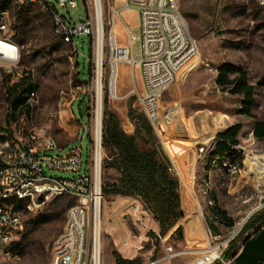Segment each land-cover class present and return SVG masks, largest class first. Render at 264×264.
I'll use <instances>...</instances> for the list:
<instances>
[{"label": "rangeland", "instance_id": "obj_1", "mask_svg": "<svg viewBox=\"0 0 264 264\" xmlns=\"http://www.w3.org/2000/svg\"><path fill=\"white\" fill-rule=\"evenodd\" d=\"M50 1L71 22L89 19L85 0H76L77 7L68 5L67 8L59 6L57 0ZM177 1L188 30L197 41L195 59L199 65L184 77L186 69L164 93L161 108L164 113L172 111L171 124L162 138L154 133L160 143L162 139L167 157L174 160L180 173L184 217L178 224L183 227V237L172 236L171 231L160 235L158 222L140 199L104 195L102 264H115V253L138 264L155 261H158L156 264H198L213 249L221 252V258L226 245L233 241L239 246L252 230L238 233L231 240L232 235L240 227L242 230L253 215H264V182L254 171L264 163V138H256L252 133L255 122L264 119V7L257 0ZM123 2L101 0L103 58L99 69L96 38L76 36L75 51L55 34L51 16L41 4L19 5L9 1L4 8L6 13L0 15L7 24L1 37L10 38L21 47L20 63L30 72L31 79L25 76L20 83H30L36 97L28 106H18L14 103L17 89H11L10 79L4 74L0 76V130L20 135L32 131L51 135L61 146L52 154L66 153L80 146L79 132L90 120L97 77L102 86L103 113L107 101V107L118 115L121 127L125 131L132 127L135 130L132 116L145 115L133 92L140 91L141 82L133 71L135 67L124 63L128 69L119 68L112 73L111 65L112 33H118L119 29V38L127 39L124 25L128 24L132 33L140 35L134 13L122 15L123 22L112 23L111 7ZM133 51L135 55L141 52L139 40ZM227 62L241 66L255 88L252 117L238 113L242 96L231 94L229 88L222 89L216 82L218 68ZM112 74L116 86L120 84L118 75L124 80L122 89L119 87L114 94L110 93ZM61 91L67 93L64 102H60ZM235 123H241L242 129L239 144L229 157L208 163L197 160V145L215 143L218 134ZM89 129L88 126V132ZM90 140L91 135L87 133L81 147L86 171ZM106 154L104 147V159ZM227 162H232L236 169L228 170ZM45 172L49 177L65 178L81 174L48 168ZM118 175L115 169L103 164L102 186L116 181ZM210 200L213 205L209 204ZM75 202L76 198L70 195L58 196L43 210L25 215V237L22 235L17 243V264H48L53 243L63 231L68 210ZM136 202H139L138 211L133 209ZM222 210L225 215L220 214ZM208 229L216 238L210 236ZM168 246L175 253L171 259L167 257ZM203 261L204 258L200 263Z\"/></svg>", "mask_w": 264, "mask_h": 264}, {"label": "built area", "instance_id": "obj_2", "mask_svg": "<svg viewBox=\"0 0 264 264\" xmlns=\"http://www.w3.org/2000/svg\"><path fill=\"white\" fill-rule=\"evenodd\" d=\"M1 1V0H0ZM19 5L39 3L52 19L55 34L64 43L72 45L77 51L75 37L86 35L89 40L99 41V21L102 19L101 0H85L89 19L81 22H71L50 0H13ZM123 4L112 6V23L122 21V13L135 9L139 15L140 35L136 36L128 24L124 25L127 34V44H120L118 33H112L111 65L118 68L120 63L141 70L143 90L133 91L137 96V104L143 111L154 132L161 138L166 135L171 124L172 111L164 113L161 101L164 93L172 86L180 72L190 65L197 52V41L188 30V25L180 11L177 0H123ZM59 6L77 7L76 0H57ZM264 7V0H257ZM5 10L0 15H4ZM7 30L4 18H0V39L9 47L2 50L0 55V76L3 74L10 79V86L19 84L28 75L20 63L21 47L10 38L1 35ZM140 41L141 52L134 54L133 47ZM98 84V77H97ZM112 93V78H111ZM101 85V84H100ZM6 91V89H5ZM116 93V92H115ZM67 93L61 91L60 102L66 100ZM36 97L33 90L27 103ZM103 92L101 96L92 97L90 120L80 129V146L72 147L68 152L52 154L61 146L58 140L48 134L32 131L27 134L0 130V264H17L19 254L17 243L25 229V215L37 213L58 196L70 195L76 198L67 213V221L63 231L55 239L48 264H102V226L104 192L102 172L104 164ZM89 126V132H88ZM91 135L90 158L88 171L83 166L82 141L85 135ZM161 139V145L162 144ZM210 145H197V160L208 163L209 155L215 148ZM164 148V147H163ZM164 153L166 149L164 148ZM166 155V153H165ZM169 172L178 179L180 176L176 163L170 157ZM228 170H235L232 162H227ZM45 168L57 171H73L81 173L74 178L49 177ZM195 178V175H194ZM179 180V179H178ZM133 206L139 210V202ZM210 205L213 201L210 200ZM241 227L232 235L231 240L240 233ZM208 233L213 238L211 230ZM227 249V245H226ZM224 249V250H226ZM223 250V252H224ZM222 252V253H223ZM212 253V255H210ZM217 249H213L201 264H211L220 258ZM172 246L167 247V257L174 256ZM200 258L198 264H200ZM223 264L229 261L219 259ZM158 261L152 262L156 264Z\"/></svg>", "mask_w": 264, "mask_h": 264}, {"label": "trees", "instance_id": "obj_3", "mask_svg": "<svg viewBox=\"0 0 264 264\" xmlns=\"http://www.w3.org/2000/svg\"><path fill=\"white\" fill-rule=\"evenodd\" d=\"M10 0L0 1V13ZM90 72L88 68V73ZM234 75V77H232ZM26 79H31L28 72ZM217 84L229 88V92L242 96L239 114L252 117L255 104V88L249 83L247 72L233 63H224L218 68ZM17 88L14 103L18 106H28L29 94L34 90L28 83ZM9 98V96H8ZM103 119V145L107 150L104 164L118 172V178L103 186L104 195L119 194L140 199L158 222L160 235L172 232V236L183 237V227L179 221L184 217L182 195L179 180L169 172L170 160L165 155L161 143L156 139L154 129L145 115L132 116L135 130L133 134L126 133L120 125L118 115L107 107L105 101ZM241 123L229 126L218 134L214 150L209 155V161L224 160L234 152L239 144ZM256 138H264V119L255 122L252 130ZM246 234L239 246L231 241L222 253V259L235 260L233 264H264V215L252 216L244 225L240 234ZM25 237V233L23 234ZM256 236V238H252ZM242 252L238 255V252ZM238 255V256H237ZM115 264H138L135 260L123 258L115 253ZM214 264H223L216 261Z\"/></svg>", "mask_w": 264, "mask_h": 264}, {"label": "crops", "instance_id": "obj_4", "mask_svg": "<svg viewBox=\"0 0 264 264\" xmlns=\"http://www.w3.org/2000/svg\"><path fill=\"white\" fill-rule=\"evenodd\" d=\"M135 14V16H136V19H137V23L139 24V15H138V12H137V10H135V9H131V10H126V11H124L123 13H122V15H128V14ZM119 36H120V31H119V29H118V39H119V43L120 44H127V39L126 38H124L123 36H121L120 38H119ZM198 65H199V63H198V60H196L195 58H194V60H193V62L190 64V65H188V67H186V68H184L181 72H180V76H181V74L186 70L187 72L185 73V75H184V77L188 74V73H190L191 71H193L195 68H197L198 67ZM119 68H121V69H128V66L127 65H125L124 63H120L119 64V66H118V69ZM139 68V67H138ZM137 68V66H135V68L133 69V71H135L136 72V74L138 75V80L141 82V87L139 88L137 85H136V83L134 82V84H135V86L137 87V89L139 88L140 89V91H142L143 90V81H142V75H141V70H140V68L138 69ZM118 79H120V84L118 85L117 84V91H118V89H119V87H120V89H122V86H123V78H120V76L118 75V77H117V80ZM140 91H138V92H140ZM74 101H72V103H73ZM73 106V105H72ZM70 109H71V111H72V107H70ZM124 130V129H123ZM125 131V130H124ZM133 131H134V127H132V129L131 130H126L125 132L126 133H128V134H131V133H133ZM162 146V145H161ZM162 149H164L163 148V146H162ZM164 151V150H163ZM167 156V155H166ZM169 159V158H168ZM208 161H209V159H208ZM218 212H219V210H218ZM220 214L221 215H225V212L222 210L221 212H220ZM216 223V222H215ZM228 223H231V219H228ZM253 238H256V236H252V238L251 239H253ZM242 249L243 248H240V250H239V252H238V255L242 252ZM237 255V256H238ZM234 259L233 260H231V261H229V264H233L234 263Z\"/></svg>", "mask_w": 264, "mask_h": 264}, {"label": "bare ground", "instance_id": "obj_5", "mask_svg": "<svg viewBox=\"0 0 264 264\" xmlns=\"http://www.w3.org/2000/svg\"><path fill=\"white\" fill-rule=\"evenodd\" d=\"M100 0H97V3L99 4ZM128 11V10H127ZM124 12V11H123ZM130 14V13H129ZM98 21H99V41H98V67L100 69V65H101V62H102V58H103V42H102V25H101V18H100V10H98ZM7 43H5V41L1 40L0 39V50H2L4 47H9L6 45ZM4 51V50H2ZM2 51L0 53H2ZM198 54V53H197ZM196 54V55H197ZM115 69H118L116 67H114V70ZM113 70V71H114ZM97 91H98V97L100 99V96H101V85H100V79H98V84H97ZM117 91V87H116V78H115V81L113 83V74H112V93L114 94L115 92ZM261 157V156H260ZM259 157V158H260ZM262 159H264V155L262 157ZM258 161V160H257ZM262 161V160H261ZM252 164V163H251ZM256 165V164H255ZM256 173L258 175H261L262 178H263V182H264V163H261L259 165L256 166L255 170ZM257 175V176H258ZM262 188V187H260ZM262 190V189H261ZM264 192V189L262 190ZM262 193V192H261ZM263 195V194H262ZM103 205V203H102ZM102 217H103V214H102ZM101 226H102V218H101ZM212 251V250H211ZM212 255V253L210 254ZM101 260H102V256H101ZM205 260V258H204ZM201 264V263H200Z\"/></svg>", "mask_w": 264, "mask_h": 264}, {"label": "water", "instance_id": "obj_6", "mask_svg": "<svg viewBox=\"0 0 264 264\" xmlns=\"http://www.w3.org/2000/svg\"><path fill=\"white\" fill-rule=\"evenodd\" d=\"M1 51H2V50H0V52H1ZM4 54H6L5 51H2V53H0V55H4Z\"/></svg>", "mask_w": 264, "mask_h": 264}]
</instances>
